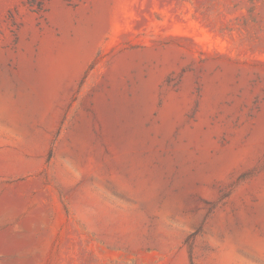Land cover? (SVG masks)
I'll return each instance as SVG.
<instances>
[{
    "label": "rangeland",
    "instance_id": "obj_1",
    "mask_svg": "<svg viewBox=\"0 0 264 264\" xmlns=\"http://www.w3.org/2000/svg\"><path fill=\"white\" fill-rule=\"evenodd\" d=\"M69 49L27 137L0 124V264H224L263 235L264 0H0V94ZM139 116L154 206L109 179Z\"/></svg>",
    "mask_w": 264,
    "mask_h": 264
},
{
    "label": "bare ground",
    "instance_id": "obj_2",
    "mask_svg": "<svg viewBox=\"0 0 264 264\" xmlns=\"http://www.w3.org/2000/svg\"><path fill=\"white\" fill-rule=\"evenodd\" d=\"M75 61L72 50H66L55 59H48L44 64L42 72L28 79L24 89L19 90L17 98L14 99L7 91L0 94V124L11 127L22 137H27V126L37 115L43 114L50 106L52 97L55 95L62 78L68 67ZM3 86L9 89L7 81ZM146 94V91L143 92ZM169 116V115H168ZM141 116L136 118L134 127L121 140L114 152V158L110 161V181L120 189L150 198V205L156 204V198L152 194L153 185L146 178V165L138 156L140 144L137 138L140 135ZM226 155V154H225ZM234 153L230 152L223 160L230 161ZM210 164H218L217 160L210 159ZM260 212L264 213V181L258 188ZM237 246L249 251L254 257L264 262V232L260 236L253 228H245L242 231H234L223 248L224 264H236L234 252Z\"/></svg>",
    "mask_w": 264,
    "mask_h": 264
}]
</instances>
